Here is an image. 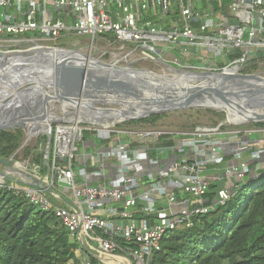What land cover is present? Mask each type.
<instances>
[{
	"label": "built area",
	"instance_id": "2783aa9c",
	"mask_svg": "<svg viewBox=\"0 0 264 264\" xmlns=\"http://www.w3.org/2000/svg\"><path fill=\"white\" fill-rule=\"evenodd\" d=\"M172 1L176 8L170 14ZM199 1L0 0V50H27L70 36L90 37L94 43L98 36L112 34L120 51L130 46L127 56L138 54L140 60L181 70L200 69L187 62V48L192 47L214 58L242 52L221 70L234 67L240 71L264 55V0H231L222 13L212 5L220 9L222 0H205L202 10L194 6ZM5 9L22 14V19L5 14ZM148 12L160 21L176 15L178 26L170 21L169 30H162L145 18ZM176 50L188 57H175L171 52ZM211 67L201 70H215ZM39 107L37 116L43 112ZM69 114L74 116L58 119L48 111L43 122L25 123V146L31 141L30 131L39 127L34 147L38 146L47 169L45 183L24 176L20 171L26 164L14 165L20 171H4L25 184L12 189L31 205L51 210L67 229L70 242L79 245L74 251L77 262L66 264H91L81 250L99 264H150L167 234L190 228L193 217L224 205L238 183L249 177L250 164L243 154L257 164V174L264 173V129L223 130L225 125L218 124L171 132L64 113ZM85 135H92L93 140L78 156L75 144L84 142ZM226 153L237 163L225 165ZM210 168L215 172H209ZM223 181H229L230 187H220L214 204L205 203L202 197L209 186ZM63 202L70 206L62 207ZM114 238L123 240L125 246L120 247Z\"/></svg>",
	"mask_w": 264,
	"mask_h": 264
},
{
	"label": "water",
	"instance_id": "95a60500",
	"mask_svg": "<svg viewBox=\"0 0 264 264\" xmlns=\"http://www.w3.org/2000/svg\"><path fill=\"white\" fill-rule=\"evenodd\" d=\"M57 51L76 53L48 46L0 50V131L25 128L30 120L43 122L53 102L81 109L88 118L93 116L89 111L101 113L96 121L124 123L183 110H218L244 118L234 125L264 123V77L259 74H243L234 67L195 72L166 65L172 77L98 61L86 71L64 56L56 57ZM46 88L52 90L42 98ZM34 103L42 107L41 116L34 113ZM22 110L30 116L19 117ZM0 164L10 166L9 161ZM0 177L6 174L0 171Z\"/></svg>",
	"mask_w": 264,
	"mask_h": 264
},
{
	"label": "trees",
	"instance_id": "16d2710c",
	"mask_svg": "<svg viewBox=\"0 0 264 264\" xmlns=\"http://www.w3.org/2000/svg\"><path fill=\"white\" fill-rule=\"evenodd\" d=\"M230 1L222 0L221 8L218 9L214 4V9L222 13ZM145 18L158 24V28L169 30V23L160 24L159 17H153L152 12H148ZM192 27L197 28L196 22H192ZM241 56L242 52L238 50L227 53L222 57L225 62L218 66L219 71ZM263 61L264 55L260 54L257 60L243 66L240 72L254 74ZM191 112L202 113L201 110ZM203 112L220 119L224 116L223 113L212 110ZM166 115L124 122L122 126L153 124ZM243 128L264 129V123L248 124ZM222 129L227 127L223 126ZM23 139L22 129L0 131V160L9 161L10 165L4 167L0 164L3 168L1 172L20 171L14 168L18 163L15 154ZM92 140V135H85L83 141L89 146ZM38 149L35 146L25 150V158L30 156V161L20 172L32 181V176L37 173L39 177L36 181L45 183L47 169ZM236 163L232 156L226 157L224 161L225 165ZM256 169L257 164L252 162L249 177L243 183H238L239 188L230 193L224 205H214L209 213L193 217L190 228L167 234L160 244V250L152 256L150 264H264V173L255 176L253 173ZM24 185L15 175L2 177L0 183V264H66L71 260L77 262L74 251L79 245L70 242L67 229L52 211H44L31 205L23 194L12 189ZM224 185L211 184L202 200L207 204H214L218 190L226 186ZM136 214L137 218L141 215L139 211ZM114 240L120 247L125 246L123 240ZM81 253L91 264H99L88 252L81 250Z\"/></svg>",
	"mask_w": 264,
	"mask_h": 264
},
{
	"label": "rangeland",
	"instance_id": "374dc122",
	"mask_svg": "<svg viewBox=\"0 0 264 264\" xmlns=\"http://www.w3.org/2000/svg\"><path fill=\"white\" fill-rule=\"evenodd\" d=\"M171 3H172V7L170 8V14H172V10L173 9L175 10L176 8L175 1H172ZM225 15L228 16L229 14L226 13ZM162 19L164 20V21L163 20L160 21V24L162 25H167L171 21L173 26H178L177 24L178 17L176 15L174 17L166 16V17H163ZM41 45L64 49V50H74L78 53H81L86 58L88 57L92 60L98 61L103 64H114L116 60H119L117 66H126L127 64H130L131 67H134L136 69H141V70L142 69L148 70L157 75H169L172 77H176L174 74L169 72V69L166 66L158 63L157 61L140 60V56L138 54H131L127 56L126 54L130 51V46H126L124 51H120V44L115 41L112 34H104V36H98L95 39L94 43H91L90 37L70 36V37H64L62 39L60 38L59 40L55 41L52 44L43 43ZM25 48L27 49V46L24 47L23 49ZM182 56H183V60H185V58L188 57L187 54H184ZM209 60L213 61V63L210 64L212 66V67L210 66L211 69L212 68L215 69V70H212L213 72L214 71L218 72L219 71L218 66H220V64H223V62H225V59L221 57H215L214 59L210 58ZM207 64L208 63H199L197 66H195V67H199L200 68L199 70L187 69V71H195V72L203 71L201 70L202 67H205L206 69H208L207 67L209 66H207ZM173 67H176V66H173ZM254 74H259L260 76L264 77V61L260 63L259 69ZM63 104L64 103L53 102L50 104V109L48 111H50L51 114L58 119L64 116L68 118H71L72 116H74L71 114L64 115V113L66 112H72V113L75 112L76 116L81 117L82 115L81 111H79L78 109L64 107ZM106 107L117 108L114 106H106ZM191 111H197V110H183V111L171 112V113H167V115L164 118L159 119L153 124H139V125H129V126L134 127V128H140V129L156 128V129H161V130H166V131H171V132H181V131H190L193 128H199V127L214 128L218 124H224L227 127V129L225 130H236L238 128L242 129L244 126L248 125V124H241V125L232 124V122L240 121V119L238 118L234 119L233 117L228 119L225 113H223L224 114L223 118L220 119L211 114L204 113L203 112L204 110H201L202 111L201 114H198L196 112H191ZM212 111L222 113L218 110H212ZM77 113L80 115H78ZM19 129H22L24 132V139L21 144L22 146L23 143L26 141L27 131L25 128H19ZM38 130H39V127L37 126L36 131L33 137L31 138V141L27 143L26 146L24 145V147L20 146L19 149L17 150L15 154V159L16 161H18L19 167H23L22 164L29 163L30 156L28 158H25V152H26L25 150L26 149L30 150L34 148V145H35L34 136L37 134ZM39 142L44 145L45 139L41 138ZM84 147H86L85 141L76 142L75 152L78 154V156H80ZM0 170H3L1 166H0ZM37 177L39 176L37 175V173H35L32 176V179L36 180Z\"/></svg>",
	"mask_w": 264,
	"mask_h": 264
},
{
	"label": "crops",
	"instance_id": "0c3cea01",
	"mask_svg": "<svg viewBox=\"0 0 264 264\" xmlns=\"http://www.w3.org/2000/svg\"><path fill=\"white\" fill-rule=\"evenodd\" d=\"M25 1V0H24ZM205 0H200L199 2H196V3H194V6H195V8L196 9H198V10H202L203 8H205V6H206V3L204 2ZM214 5V4H213ZM25 8V7H24ZM3 12L5 13V14H12V16L14 15L16 18H17V20H21L22 19V14H16L15 12H13V11H11V10H9V9H5V10H3ZM187 51L189 52L188 54H189V58L187 59V62H188V64L189 65H194V66H197L199 63H208L207 64V66H211L210 64L211 63H213V61L212 60H209L210 58H213L214 59V56H211V55H209V53H207V52H205L204 50H196L195 48H187ZM172 53V55H174L175 57H177V58H180V59H182L183 60V56L182 55H184V54H182L180 51H173V52H171ZM200 57H202V60L200 59ZM206 59V60H205ZM215 62V61H214ZM213 69V68H212ZM257 138H259V137H255L254 139H257ZM260 139V138H259ZM86 148H89V146H86ZM87 150H90V149H87ZM226 157H230V155L228 154V153H226ZM243 160H246V161H248L249 162V164H251L252 163V161H250L249 160V157H248V154H243ZM257 170V169H256ZM209 172H211V173H214L215 172V169H213V168H210L209 169ZM255 176L257 175V172L255 171V173H253ZM223 184H225L224 186L225 187H230V183H229V181H223ZM230 184V185H229ZM50 201L52 202V203H56V205H59V203H57L56 201H54L52 198H50ZM62 207H69L70 205L68 204V203H66V202H63V203H61L60 204Z\"/></svg>",
	"mask_w": 264,
	"mask_h": 264
},
{
	"label": "bare ground",
	"instance_id": "6f19581e",
	"mask_svg": "<svg viewBox=\"0 0 264 264\" xmlns=\"http://www.w3.org/2000/svg\"><path fill=\"white\" fill-rule=\"evenodd\" d=\"M62 56H64L65 58H67V60H69L71 63H73V64H75V65H77V66H83L84 67V70H86V71H88V69H90V68H95L96 66L93 64L94 62H96L95 60H92V59H90V58H86L85 56H83L81 53H78V52H76V53H74L73 55H70V54H68V53H66V52H62V51H57L56 52V57H62ZM94 74H97L96 72H94ZM180 78H187V77H190V76H188V75H181V76H179ZM50 90H52L51 88H46L44 91H43V94H42V98L45 96V95H48L49 93H50ZM31 106V105H30ZM32 106H34L32 109L34 110V113L36 112V110L38 109V108H40L39 107V105H37V103L35 104L34 103V105H32ZM25 108H27V107H25ZM42 108V107H41ZM32 110V111H33ZM79 111L81 110V109H78ZM82 111V110H81ZM22 115H19V117L21 116L22 118H24V119H26V118H28L30 115H27V114H24L25 112H24V110H22ZM43 113V112H42ZM89 113H92V118L91 119H93V118H96V116H99V115H101V113H97V112H91V111H89ZM8 116V115H7ZM6 115H5V117H3L4 119H6V117H7ZM14 117V116H13ZM238 118V119H240V121H235V122H232V123H239V122H242L243 121V117H240L237 113H235V112H228V119L229 118ZM242 119V120H241ZM3 119H0V122L2 121ZM7 121V120H6ZM93 121H96L95 119H93ZM9 122V121H8ZM36 127H37V125H35ZM36 127H34L33 129H32V131H30V134H29V137H30V140H31V138L33 137V135H34V133H35V131H36Z\"/></svg>",
	"mask_w": 264,
	"mask_h": 264
}]
</instances>
